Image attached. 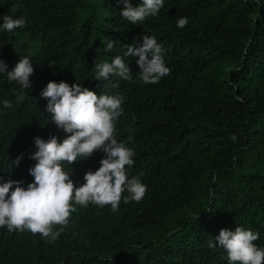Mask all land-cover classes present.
<instances>
[{"label": "trees", "instance_id": "trees-1", "mask_svg": "<svg viewBox=\"0 0 264 264\" xmlns=\"http://www.w3.org/2000/svg\"><path fill=\"white\" fill-rule=\"evenodd\" d=\"M123 8L121 0H0V25L4 15L25 20L12 32L0 27V60L11 71L28 58L34 69L27 89L0 73V183L26 188L35 138L67 137L41 97L63 81L124 97L116 136L134 149L129 179L147 186L140 202L122 200L117 211L74 205L54 243L0 228V264H229L208 241L236 227L258 232L254 243L264 247V0H164L137 24ZM144 35L162 45L170 68L156 84L139 80L138 57L125 56ZM117 55L132 79L95 80V64ZM103 158L97 151L63 167L79 187Z\"/></svg>", "mask_w": 264, "mask_h": 264}, {"label": "clouds", "instance_id": "clouds-1", "mask_svg": "<svg viewBox=\"0 0 264 264\" xmlns=\"http://www.w3.org/2000/svg\"><path fill=\"white\" fill-rule=\"evenodd\" d=\"M121 2L124 8L120 14L131 24L143 22L149 16L155 17L164 4V0H142L139 6L133 7L129 0ZM2 19L0 27L8 32L25 26L22 17L15 19L4 15ZM187 23L188 18L181 17L177 20V27L182 29ZM113 47L114 42L109 41L104 50L110 52ZM125 47V56L138 57L136 63L140 72L137 75L144 84H156L170 74L163 47L154 36L144 35L140 47ZM32 65L28 58L21 57L8 71L5 62L0 60V73H7L9 82H16L21 89H27L31 87ZM95 70V80L98 81L113 75L124 80L132 79L130 68L119 55L110 63L104 60L95 64ZM41 97L48 102L46 110L51 114L52 123L68 135L62 142L55 136L47 141L35 138L37 151L30 159L36 163L29 169L34 180L26 188L22 181L0 183V228L27 230L33 235L41 234L48 243H54L67 227L71 214L77 211L74 205L85 208L89 204L110 205L113 211H117L122 200L124 204L140 202L147 186L139 177L129 179L126 166L134 164V149L118 141L116 136L123 96H98L79 83L70 86L61 81L49 82ZM18 99L23 100V94ZM3 106L10 108L12 105L4 100ZM231 138L235 141V134ZM97 151L105 154V158L99 161L100 167L95 172L88 171L84 175L85 182L76 187L70 173L65 171L64 163L73 165L78 160L90 158ZM20 159L18 157L13 163L18 165ZM125 192L129 195H123ZM259 237L258 232L244 227H236L235 231L222 229L217 237L208 241V247L223 249L229 264H264V247L254 243Z\"/></svg>", "mask_w": 264, "mask_h": 264}, {"label": "bare ground", "instance_id": "bare-ground-1", "mask_svg": "<svg viewBox=\"0 0 264 264\" xmlns=\"http://www.w3.org/2000/svg\"><path fill=\"white\" fill-rule=\"evenodd\" d=\"M86 1V0H85Z\"/></svg>", "mask_w": 264, "mask_h": 264}]
</instances>
